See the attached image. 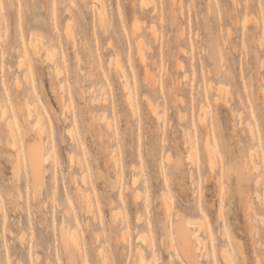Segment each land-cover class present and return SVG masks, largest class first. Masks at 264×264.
Wrapping results in <instances>:
<instances>
[{"label":"rangeland","instance_id":"obj_1","mask_svg":"<svg viewBox=\"0 0 264 264\" xmlns=\"http://www.w3.org/2000/svg\"><path fill=\"white\" fill-rule=\"evenodd\" d=\"M0 105V264H264V0H0Z\"/></svg>","mask_w":264,"mask_h":264},{"label":"bare ground","instance_id":"obj_2","mask_svg":"<svg viewBox=\"0 0 264 264\" xmlns=\"http://www.w3.org/2000/svg\"><path fill=\"white\" fill-rule=\"evenodd\" d=\"M247 2V1H246ZM144 3V2H143ZM146 3V2H145ZM144 3V4H145ZM147 4V3H146ZM100 9V8H99ZM100 13L102 14V11L100 10ZM103 19V18H102ZM153 30H154V27L152 28ZM154 34V33H153ZM33 38H35V39H37V41L38 42H40L39 40L40 39H42V38H40V36L39 35H33ZM38 46V45H37ZM34 49L36 50V48L34 47ZM53 54V53H52ZM50 56H51V54H49ZM54 55V54H53ZM52 57V56H51ZM51 60H52V58H51ZM117 60V59H116ZM53 61V60H52ZM23 62L24 61H22V63L20 62V64H21V67H22V64H23ZM52 63V62H51ZM116 68H121V65H120V62L117 60L116 61ZM56 65V64H55ZM61 68V67H60ZM55 70H56V74H58L59 73V68L58 67H56L55 68ZM54 70V71H55ZM62 70V69H61ZM149 72H151V71H149L148 70V75L149 74H151V76H153V74L152 73H149ZM62 73L60 72V74L59 75H61ZM59 75H56V76H58L59 77ZM149 79V78H148ZM153 79H155L154 78V76H153V78L151 77V81H153ZM63 85V84H62ZM64 86V85H63ZM126 87L125 88H127L128 89V85H125ZM126 89V90H127ZM219 89V88H218ZM221 89V88H220ZM29 89H25L24 90V92H29L28 91ZM62 90V89H61ZM130 91V90H129ZM21 92V89H20V87H19V89H18V91H17V93L19 94ZM30 94V93H29ZM218 94H220V93H218ZM127 101H128V103H129V105L130 106H133V98H132V96H131V94H129L128 95V97H127ZM217 103V102H216ZM1 105H3V104H1ZM0 105V106H1ZM19 107H20V111L23 109V110H25L26 111V116H27V120L29 121V126H28V128H30V129H33V130H35L36 131V137H35V143L34 144H31V143H29V145H28V149H29V154H30V167H31V172H32V175L34 176V179H35V181H36V183H39L40 184V180H41V176H42V173H43V163H44V161L46 160L45 159V157L43 156V148H44V146H43V140H42V133H43V131H44V129H45V123H44V119H43V117H41V112H40V110H38V108L35 106V104H33V103H30L28 100H26V102H25V106H22L21 104H19L18 105ZM2 107V106H1ZM0 107V108H1ZM18 107V108H19ZM3 108V107H2ZM1 108V109H2ZM156 108V107H155ZM6 109V108H5ZM6 110H8V109H6ZM22 110V111H23ZM5 111V110H4ZM158 111V110H157ZM2 112H3V110H2ZM19 112V111H18ZM1 113V112H0ZM4 113V112H3ZM6 113L7 112H5V115H6ZM35 114H36V116H35ZM159 115L160 114H157V116L159 117ZM2 116H4L3 114H2ZM163 116V115H162ZM26 118V117H25ZM163 118V117H162ZM162 118L160 119V118H158V119H160V120H162ZM10 119V121H11V118H9ZM2 120V119H1ZM26 120V121H27ZM25 121V120H24ZM7 122V121H6ZM8 122H9V120H8ZM13 122V121H12ZM12 122L9 124V123H7V128L9 129V130H11L10 129V126L11 125H13L12 124ZM28 123V122H27ZM110 121H107V123H106V126H107V128H110ZM12 127V126H11ZM14 128L12 127V130H13ZM26 129V128H25ZM8 130V131H9ZM26 131H27V129H26ZM70 131V130H69ZM9 132H14V130L13 131H9ZM8 132V133H9ZM25 132V131H24ZM26 133V132H25ZM25 133H24V137L27 135V133H26V135H25ZM30 133V132H29ZM189 132H187V134H188ZM68 134H70V133H68ZM10 135H11V133H10ZM13 135H15V132L13 133ZM12 135V136H13ZM72 135V134H71ZM31 136V135H30ZM188 136V135H187ZM190 136V135H189ZM34 137V136H33ZM187 138V137H186ZM189 138V137H188ZM6 139V138H5ZM8 139V138H7ZM6 139V140H7ZM11 139H14L13 137L11 138ZM30 139V138H29ZM189 139H192V138H189ZM15 140V141H14ZM14 140H12V142L13 143H15L16 142V140L17 139H14ZM189 142H190V140H189ZM1 143V142H0ZM7 143V142H6ZM15 145L16 146H18L16 143H15ZM13 148V147H12ZM208 149L209 148H207V151H208ZM209 151H210V149H209ZM212 151H210V152H207V154H208V156H209V159H213L214 158V156H210V155H213L212 153H211ZM209 153H210V155H209ZM20 154V153H19ZM20 159V158H19ZM18 159V160H19ZM20 161V160H19ZM18 161V162H19ZM213 161H214V159H213ZM213 161L211 160L210 162H212L213 163ZM21 162V161H20ZM245 162V165L247 166V167H249V161H247V160H245L244 161ZM20 164V163H19ZM251 169H252V167H251ZM134 185H136V186H138L139 184H140V181H139V179L138 178H136L135 180H134V183H133ZM83 197L85 198V199H90V196L88 195V194H84L83 195ZM136 199L138 200L139 199V194L137 193L136 194ZM87 211L88 212H92L93 210H92V207L89 205L88 206V209H87ZM116 214L117 213H115V214H113V220H115V217H116ZM199 227H201V225H199ZM78 234V233H77ZM77 234H76V232L75 231H71V232H69V233H66V232H63L62 233V237H63V240H64V242L66 243V248L68 249V251L70 250V249H74V248H76V246H80V242H79V238H78V236H77ZM143 237V236H142ZM79 239V240H78ZM178 250H179V252L182 254V256H186V258L189 260V262H190V264H197V256H208L209 255V253L206 251V242L204 241V239H202L201 237H199V236H196V238L194 239L193 237H192V234L188 231V228H187V225H185V224H182L181 225V227L179 228V231H178ZM171 246H173V243L171 244ZM199 246H201V247H203V251H202V249H200V247ZM199 252L201 253V254H199ZM141 256H144V251H141ZM221 258H222V260L224 261V263L225 264H234V261L229 257V255H228V253H226L225 251H224V253H223V255L221 256ZM104 262H105V264H107V259H105L104 260ZM247 264H248V262H246ZM245 263V264H246Z\"/></svg>","mask_w":264,"mask_h":264}]
</instances>
